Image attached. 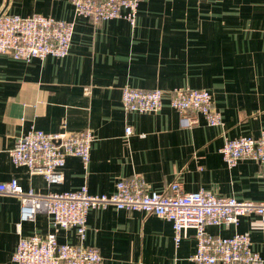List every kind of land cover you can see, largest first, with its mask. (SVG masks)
<instances>
[{
    "label": "crops",
    "instance_id": "1",
    "mask_svg": "<svg viewBox=\"0 0 264 264\" xmlns=\"http://www.w3.org/2000/svg\"><path fill=\"white\" fill-rule=\"evenodd\" d=\"M1 10L40 12L75 25L64 57L23 60L0 53V181L15 177L38 193L86 182L90 192L111 193L117 180L137 174L158 192L177 179L184 191L264 199L259 162L245 157L229 167L219 150L227 137L258 136L264 129V0H139L134 25L121 17L93 23L75 15L70 0H0ZM125 84L165 92L208 89L221 123L208 124L198 114L196 123L181 127L167 94L157 111H127ZM127 124L133 129L128 137ZM31 125L47 132L91 129L87 167L69 154L63 180L48 185L42 174L13 163L9 151ZM205 229L222 237L248 233L264 259V223L256 216ZM53 230L43 209L21 222L17 195L0 193V264H15L21 237ZM55 231L59 243L97 248L101 264H195L194 230L176 245L171 223L153 214L109 206L88 212L83 239L75 228Z\"/></svg>",
    "mask_w": 264,
    "mask_h": 264
},
{
    "label": "built area",
    "instance_id": "2",
    "mask_svg": "<svg viewBox=\"0 0 264 264\" xmlns=\"http://www.w3.org/2000/svg\"><path fill=\"white\" fill-rule=\"evenodd\" d=\"M75 15L88 17L93 23L121 17L135 24L139 0H70ZM74 20L58 19L40 12L29 15L0 11V53L15 59L30 60L47 55L64 57L69 53ZM168 95L169 104L179 113L181 127H189L201 114L206 123H221V113L213 106L208 89L174 87L143 89L125 84L121 87V103L127 111H157ZM133 129L124 128L128 137ZM94 134L86 128L79 131L47 132L31 125L10 149L13 163L25 165L31 173H40L48 185L63 180V166L69 154L78 156L84 167L90 159ZM220 152L229 167L240 158H253L261 167L264 183V129L258 136L238 135L225 138ZM0 193L17 195L20 220H30L43 209L51 218L54 230L45 237H21L12 255L15 264H101L95 247L59 243L56 229L75 228L81 239L85 236L87 214L93 209L113 206L116 210L153 214L171 223L178 245L188 229H193L196 250L191 257L195 264H264L252 249L248 233L235 232L222 237L209 234L207 225H237L240 217L254 215L264 223V199L238 200L232 195H218L204 188L184 191L179 180L170 183L168 191L147 189L139 175L119 179L111 193L90 192L87 183L76 189L38 193L24 189L13 177L0 181ZM20 223L17 224L19 229Z\"/></svg>",
    "mask_w": 264,
    "mask_h": 264
}]
</instances>
